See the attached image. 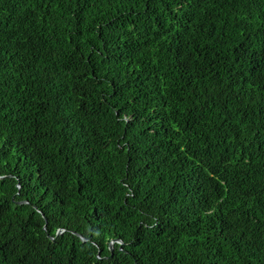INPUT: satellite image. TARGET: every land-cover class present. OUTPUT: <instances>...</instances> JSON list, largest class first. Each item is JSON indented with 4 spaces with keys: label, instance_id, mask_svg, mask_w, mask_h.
Listing matches in <instances>:
<instances>
[{
    "label": "trees",
    "instance_id": "obj_1",
    "mask_svg": "<svg viewBox=\"0 0 264 264\" xmlns=\"http://www.w3.org/2000/svg\"><path fill=\"white\" fill-rule=\"evenodd\" d=\"M0 264H264V0H0Z\"/></svg>",
    "mask_w": 264,
    "mask_h": 264
},
{
    "label": "water",
    "instance_id": "obj_2",
    "mask_svg": "<svg viewBox=\"0 0 264 264\" xmlns=\"http://www.w3.org/2000/svg\"><path fill=\"white\" fill-rule=\"evenodd\" d=\"M60 233V231H58V234ZM119 242V244L121 245L122 244V242H121V240H118V239H112L111 241H110V243H109V248H110V250H112V247H113V243L114 242Z\"/></svg>",
    "mask_w": 264,
    "mask_h": 264
},
{
    "label": "clouds",
    "instance_id": "obj_3",
    "mask_svg": "<svg viewBox=\"0 0 264 264\" xmlns=\"http://www.w3.org/2000/svg\"><path fill=\"white\" fill-rule=\"evenodd\" d=\"M61 232V231H60ZM82 238V237H81ZM83 239V238H82ZM119 240V239H118ZM117 242V241H116Z\"/></svg>",
    "mask_w": 264,
    "mask_h": 264
}]
</instances>
